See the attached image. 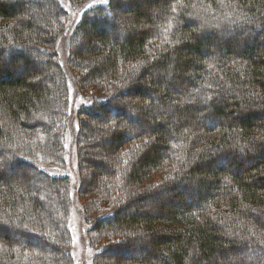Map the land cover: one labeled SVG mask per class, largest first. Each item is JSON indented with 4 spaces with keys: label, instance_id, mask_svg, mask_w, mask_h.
Segmentation results:
<instances>
[{
    "label": "trees",
    "instance_id": "1",
    "mask_svg": "<svg viewBox=\"0 0 264 264\" xmlns=\"http://www.w3.org/2000/svg\"><path fill=\"white\" fill-rule=\"evenodd\" d=\"M68 74L99 91L74 146L80 194L87 170L102 192L89 234L117 236L99 258L264 264V0H0V264H72V185L47 169L68 156Z\"/></svg>",
    "mask_w": 264,
    "mask_h": 264
},
{
    "label": "rangeland",
    "instance_id": "2",
    "mask_svg": "<svg viewBox=\"0 0 264 264\" xmlns=\"http://www.w3.org/2000/svg\"><path fill=\"white\" fill-rule=\"evenodd\" d=\"M65 1V0H63ZM98 1V0H97ZM103 1V0H102ZM93 3H95V1H93L91 5H93ZM85 8H82L80 10L76 11H72L70 12L68 15L71 16L72 22H74L73 24V28H70V30H66L65 35L66 38L68 37H72L73 35V31L75 29V27L77 26V24L79 23V20L81 18V16L86 12ZM29 14H33L31 9H28ZM151 13V11H150ZM59 20L64 21L65 18L64 17H60ZM129 20H131V18L129 17ZM109 31V30H108ZM79 41L77 42V44H79V48L80 49H85L86 47V36L85 35H81L78 39ZM81 41V42H80ZM66 43V39L62 38L59 40V42L57 43L58 48L64 46ZM44 46V45H43ZM57 48V47H56ZM57 52V50H53V52ZM36 58V57H34ZM40 60V59H39ZM85 63V62H84ZM41 64V62H40ZM38 65V64H37ZM32 68V71L34 72H39L41 75L40 77H38L39 81L42 82H46L47 83V76H50V72L47 71L46 69L42 68V66H37ZM84 69V66H83ZM54 74V71L52 70V73ZM46 77H44V76ZM80 75L82 78H84L87 75V72H84L82 74H78ZM67 84H68V88H69V105H68V109L71 111L70 115L72 117V122L70 124V126H68V129L66 130V135H65V144L66 147L68 148V156H66V161L63 160H57L56 163H53L50 167H48V171L54 175L57 176H61V177H68L71 185H72V189H71V201H72V205L69 208V211L67 210V219H68V226L70 229V233H71V245H70V254L72 256V264H121L120 262V258L119 260H111V258L108 259H101L99 258L96 254L98 251V248H103L108 246L109 244H113L114 241H117V236L115 235H109V236H104L103 237H99V239H96L95 237H93L92 235L89 234V229H90V224H88L87 222H85L84 220V213H83V206H88V209L93 212V215H95L97 212L101 211V209L98 207L99 205H96L94 203V205H92V201L95 200L94 195L97 197V201L101 198L102 192H98L97 190L98 187H92L91 188V180L94 178V174L91 173L90 171H85V185H84V189H85V193L80 194L79 189H80V177L78 175L77 172V167H76V163H75V157H74V153H75V135L78 132V121H77V115L79 113V110L81 109V107L87 103L90 102V100L94 99V97H97V95H99V91L94 88L91 87L86 81L85 83H82V90L80 89V87L78 86V81L76 79L72 78V75L68 74V78H67ZM86 85V87H85ZM132 85V84H131ZM88 97V99H87ZM67 108V107H66ZM67 110V109H66ZM126 122L129 123V119L125 118ZM89 127L92 130L97 129L100 132H102V130H105L107 127V125H105L104 123H94L89 125ZM88 127V129H89ZM88 131V130H87ZM89 132V131H88ZM101 134V133H100ZM99 134V135H100ZM102 136V135H100ZM20 139L21 144H25L26 142L29 143L28 138H24ZM96 141L93 144V147H88L85 150L88 153H94L97 155L98 160H102L104 161L106 164L111 163L110 160L108 158H106L105 153H107L106 151L103 153L102 150H100V146L103 145L106 148L109 147L108 142H105L104 140L100 141L97 140V137L95 139ZM3 149L0 147V150ZM98 153V154H97ZM3 154V152H2ZM1 155V152H0ZM20 155H22L21 157L25 156V153L22 152L20 153ZM92 169L96 168V166L94 164H90ZM20 170H24L23 167H21ZM22 174V173H21ZM29 178L32 181H36L37 178L33 175L30 174ZM160 179H162V177L158 178L157 176L155 177V181L157 182V184L160 182ZM91 184V185H90ZM90 186V187H89ZM133 190V189H132ZM134 190H138V189H134ZM101 191V190H99ZM19 194H24L25 189L24 187L21 188V190H19ZM113 199V198H112ZM102 202V200H101ZM110 202V201H109ZM112 203V202H111ZM90 204L92 206H90ZM103 205V203H102ZM103 207H106V205H103ZM101 207V208H103ZM144 209H147L148 212H151L152 214H156L161 212V208L159 206V204L157 203H149L146 204V206H144ZM103 211V209H102ZM133 211H130V213H132ZM98 214V213H97ZM41 220V219H39ZM97 257V258H96Z\"/></svg>",
    "mask_w": 264,
    "mask_h": 264
},
{
    "label": "snow or ice",
    "instance_id": "3",
    "mask_svg": "<svg viewBox=\"0 0 264 264\" xmlns=\"http://www.w3.org/2000/svg\"><path fill=\"white\" fill-rule=\"evenodd\" d=\"M145 143H148L147 141H145Z\"/></svg>",
    "mask_w": 264,
    "mask_h": 264
}]
</instances>
